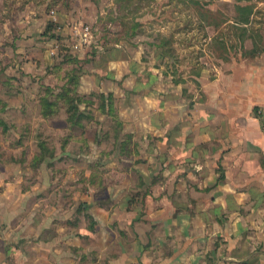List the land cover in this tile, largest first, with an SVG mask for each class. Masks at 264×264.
Masks as SVG:
<instances>
[{
	"label": "crops",
	"instance_id": "1",
	"mask_svg": "<svg viewBox=\"0 0 264 264\" xmlns=\"http://www.w3.org/2000/svg\"><path fill=\"white\" fill-rule=\"evenodd\" d=\"M62 1L15 0L0 23L14 31L21 58L6 82L16 85L7 111L42 124L27 130L64 135L59 155L37 162L39 191L22 187L20 171H0V264H264V0H231L224 29L181 31L175 69L156 48L153 59L120 42L73 51L84 99L77 124L24 104L58 82L64 57L49 54L48 24L64 34L69 19L97 9ZM100 94L115 116L90 101ZM85 109L100 123L87 125ZM110 116L117 126L102 123ZM91 156L100 165L95 191L88 168L85 191H43L54 161Z\"/></svg>",
	"mask_w": 264,
	"mask_h": 264
},
{
	"label": "rangeland",
	"instance_id": "2",
	"mask_svg": "<svg viewBox=\"0 0 264 264\" xmlns=\"http://www.w3.org/2000/svg\"><path fill=\"white\" fill-rule=\"evenodd\" d=\"M79 1L88 6L89 4H92V6L96 4L97 9L96 11L89 9V16L75 17L69 19V21L70 23L77 21L91 24L92 29L95 30L96 42H91L88 47L74 52L87 51L91 54L96 52L95 47L104 49L120 42L124 45L129 44L131 50L139 46L141 55L152 56L153 59V56H155L153 49L156 48L158 52L164 49L167 54V66L169 68L176 60V41L181 37L179 35L181 31L224 29L223 21L233 17L234 14L233 1L231 0H72L74 4L80 6ZM62 2L66 4V0ZM13 3H15V0L5 2L7 11L6 13L1 12L0 23L4 19L3 16H11L12 10L15 9ZM52 12H54V9H52ZM53 21H56V17ZM52 23L51 25L48 24L49 29H51L45 34V38L54 39L52 44L54 52L49 54H51L50 56L62 55L64 57L59 62V67L55 68L56 70L54 69L57 72L58 82L54 85L39 86L37 88L38 99L25 100L24 104L30 109L36 106L40 114L41 110L44 109L51 113L61 110L63 114H67L66 107L70 105L73 95L71 91L74 79H71L70 76L74 73V70L71 66H75V61L71 57V53L74 52L68 47V44L73 39L69 36L64 37V34L56 33L58 26ZM231 27H233V24L229 26V28ZM53 28L56 30H53ZM61 29H70V27H61ZM75 29H80V27L78 26ZM184 34V39L191 41V34L186 35L185 32ZM13 37H15L14 31L5 33V30L1 31L0 27V129H3V131L0 130V171L11 169L12 174L6 172L7 175H12L13 178L16 176V172L13 171H20V175L23 176L22 187L30 190L32 187L35 191H39L33 186L37 182L35 167L39 158H41L40 155L41 153H43L42 157L51 156L54 153L59 155V141L62 140L64 135L49 132L47 129L39 133L36 129L42 124L33 116H19L12 109L7 111V103L12 105L16 101L12 94L13 90H16V85L7 87L6 82L17 77L11 74L10 69L14 68L16 62L21 63V58L14 49ZM158 61L159 59L155 60L156 63ZM77 64L79 63L76 62ZM172 68L175 69V65H172ZM14 71L18 74L16 70ZM64 85L68 88L67 92L62 89ZM96 97L95 100L91 99L90 101L98 105L100 101L98 96ZM93 104L90 105V108L91 106L96 108V105ZM104 119L105 121H102V123H109L111 126L118 125L115 123L117 121L115 117L110 116ZM84 120L87 121L86 124L89 126L94 125L96 122L100 123L87 110ZM77 122L79 121L77 120ZM8 123L20 125L18 126L19 129L14 128V131H8ZM25 124L33 125L36 129L27 130L28 126ZM72 124L77 123L73 122ZM90 129L89 127L88 137L93 138L94 132ZM76 133L78 134V130H76ZM108 134L110 135V133ZM43 143L46 146L44 149L40 147ZM54 145H57L56 148ZM104 147L108 148L110 145L107 144ZM73 150H76V148H73ZM89 159V162H81L78 159L71 158L64 161L61 157V159L54 161L52 163V167L55 169L53 180L51 184L46 185L47 188L43 191H85L84 188H81L84 187V184L79 183V179L83 177L80 173L81 168H88V172L93 171L94 179L90 183L93 186V191H95V187H97L95 176L96 171L100 169V165L95 161V157L91 156ZM69 168L72 169L71 172H69Z\"/></svg>",
	"mask_w": 264,
	"mask_h": 264
},
{
	"label": "trees",
	"instance_id": "3",
	"mask_svg": "<svg viewBox=\"0 0 264 264\" xmlns=\"http://www.w3.org/2000/svg\"><path fill=\"white\" fill-rule=\"evenodd\" d=\"M166 53L164 50H162V54ZM71 79H74V83H73V88H72V98H71V103L68 107H66V112H67V120L71 123L75 122V123H79L77 122L80 121L79 119H81L83 117V112L80 110L79 108V103L81 101H84V99L82 97H80L78 94H77V91H76V88H77V84H78V76L73 73L71 76H70ZM63 90H65L66 92L68 91V88L66 85H64L62 87ZM61 89V90H62ZM103 96V94H100L98 95L99 97V107H103V108H107L108 111L110 112V114H112L113 116H115L114 114V109H113V100L109 97L108 100L105 102V99L104 100H100V98ZM58 110H56L55 112H49V111H46L45 109L44 110H41V114L42 116L44 117H49V116H52L53 114H55ZM52 114V115H51ZM78 118V119H77ZM40 147H42L43 149L46 148L45 145H40ZM43 152V151H42ZM43 156V153H41L39 160H42L44 157ZM45 156V155H44ZM38 160V161H39Z\"/></svg>",
	"mask_w": 264,
	"mask_h": 264
},
{
	"label": "built area",
	"instance_id": "4",
	"mask_svg": "<svg viewBox=\"0 0 264 264\" xmlns=\"http://www.w3.org/2000/svg\"><path fill=\"white\" fill-rule=\"evenodd\" d=\"M78 26L80 29H75ZM69 27L70 29H67L64 32V37L69 36L73 39L72 42L68 44V47H70L71 50L79 51L82 48L88 47L91 42H96L95 30L92 29L91 24L74 21L69 24ZM53 52L54 50L51 51V53Z\"/></svg>",
	"mask_w": 264,
	"mask_h": 264
}]
</instances>
